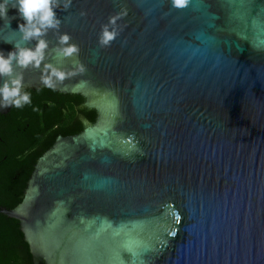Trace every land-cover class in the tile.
I'll return each instance as SVG.
<instances>
[{"label": "water", "instance_id": "water-1", "mask_svg": "<svg viewBox=\"0 0 264 264\" xmlns=\"http://www.w3.org/2000/svg\"><path fill=\"white\" fill-rule=\"evenodd\" d=\"M63 3L41 65L15 71L97 118L56 140L6 212L33 263L264 264V0ZM8 16L0 50L34 47Z\"/></svg>", "mask_w": 264, "mask_h": 264}, {"label": "flooded vegetation", "instance_id": "flooded-vegetation-1", "mask_svg": "<svg viewBox=\"0 0 264 264\" xmlns=\"http://www.w3.org/2000/svg\"><path fill=\"white\" fill-rule=\"evenodd\" d=\"M43 89L47 88L25 90L41 91ZM47 90H53L61 95H74L63 94L50 88ZM77 96L82 99L81 109L95 112L92 124L82 121L85 127L92 126L97 118V110L89 107L82 96ZM53 105L54 108L48 106L45 101H35L31 109L26 104L21 108L10 107L6 113L0 114V236H2L0 245L13 239V224L8 220L16 219L8 217L6 212L13 210L23 201L38 160L53 147L59 137L66 138L79 134L67 136L56 134V130L63 124L61 101L54 99ZM58 108H61V112ZM48 127L52 129L56 137L53 145L42 152L46 145L45 135ZM42 129H44L43 133H41ZM16 221L23 235L22 240L27 243L21 225L18 220Z\"/></svg>", "mask_w": 264, "mask_h": 264}, {"label": "clouds", "instance_id": "clouds-1", "mask_svg": "<svg viewBox=\"0 0 264 264\" xmlns=\"http://www.w3.org/2000/svg\"><path fill=\"white\" fill-rule=\"evenodd\" d=\"M177 6H182L186 0H173ZM71 0H64L63 8L67 9ZM61 7V0H0V20H7L10 27L9 8L17 10V15L22 22H18L17 29L24 41L35 40L34 47H26L14 44L12 50L7 54L0 50V108H21L31 104V93L26 91L23 83V73H16V68H27L28 66L39 67L45 58V50L48 41L44 39L49 29H58L61 23L57 15V9ZM115 33H103L101 43L107 44L113 39ZM69 40L67 34L62 35L61 42ZM64 54L78 51L75 45L61 49ZM63 72L50 66V75L45 77V83L50 86L53 77L63 78Z\"/></svg>", "mask_w": 264, "mask_h": 264}, {"label": "trees", "instance_id": "trees-1", "mask_svg": "<svg viewBox=\"0 0 264 264\" xmlns=\"http://www.w3.org/2000/svg\"><path fill=\"white\" fill-rule=\"evenodd\" d=\"M29 92L31 93L32 101L31 104H28L30 109L35 101H45L46 104L52 108L55 107L53 105L54 99L61 101L63 124L58 130H56V134H61L63 136L75 135L84 129L85 126L82 124V121H86L88 124L94 122L95 112L81 109L80 104L82 99L77 95H61L53 90L47 89L41 91L29 90ZM61 108H58L59 112H61ZM43 132L44 129L41 130V133ZM56 134L52 132L50 127H48L45 135L46 145L42 152L53 145ZM8 221L13 224L14 233L12 235L14 236L12 241L0 245V264H34L29 245L22 240L23 235L19 231L18 222L11 219ZM1 237L2 236H0V238Z\"/></svg>", "mask_w": 264, "mask_h": 264}]
</instances>
